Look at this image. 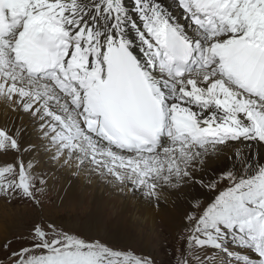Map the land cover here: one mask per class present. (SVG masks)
Listing matches in <instances>:
<instances>
[{"label": "snow or ice", "instance_id": "obj_1", "mask_svg": "<svg viewBox=\"0 0 264 264\" xmlns=\"http://www.w3.org/2000/svg\"><path fill=\"white\" fill-rule=\"evenodd\" d=\"M0 102L38 123L61 167L157 201L229 142L241 162L187 216L178 264H264V0H0ZM34 153L0 126V152ZM0 166V198L36 203L38 165ZM215 186V185H213ZM13 264H154L36 224Z\"/></svg>", "mask_w": 264, "mask_h": 264}, {"label": "rangeland", "instance_id": "obj_2", "mask_svg": "<svg viewBox=\"0 0 264 264\" xmlns=\"http://www.w3.org/2000/svg\"><path fill=\"white\" fill-rule=\"evenodd\" d=\"M30 132L36 136L35 131ZM45 143L47 144V142L42 144L46 145ZM41 154L44 159L36 170L38 173L41 171L42 179L46 183L42 185L37 181L36 186L43 188V192L37 193L39 203L25 198L14 199L8 203L0 198V264H13L15 258L12 253L30 246L32 228L36 224L45 226L55 224L88 241H100L114 249L131 251L136 255L150 258L154 264H178V258L186 252V240L191 234L189 231L191 225L186 219L187 210L181 208L179 210L176 205L173 213L165 216L167 220L159 217L155 219L154 225L151 223L149 228H145L147 232L145 231L143 238L140 230L142 221L138 224L136 220V216H139L138 208L130 203L131 200L124 191L116 190V186L109 180L105 183L98 177L96 180V175L89 174L86 168L77 170L73 167H61L51 160V153L45 151V148ZM17 155L20 153L14 151L11 154H0V166L5 163H16ZM43 164H50L52 168L42 174ZM63 169L69 170L65 172L73 176V182H63L62 176L54 178L57 172L60 173ZM80 180L82 181L79 183ZM93 183H96L97 190L95 193H88L87 190L94 185ZM184 185L182 183L181 187ZM107 188L111 190L106 195ZM180 191L179 197L176 196L180 199L179 202H187L183 191ZM212 196L214 199V194ZM163 205L166 206V203ZM172 214L178 216L177 219ZM156 222L161 228H157ZM152 233L159 235L162 248L158 247L154 240L153 242L148 240ZM189 260L191 264V257Z\"/></svg>", "mask_w": 264, "mask_h": 264}, {"label": "bare ground", "instance_id": "obj_3", "mask_svg": "<svg viewBox=\"0 0 264 264\" xmlns=\"http://www.w3.org/2000/svg\"><path fill=\"white\" fill-rule=\"evenodd\" d=\"M128 3L129 5H131L132 0H128ZM5 124H7L8 127L14 131L17 129L20 130L22 144L24 147H27L29 144H34L38 148V151L34 153L31 154L24 153L23 155L21 154L17 155L16 163H18L21 159L24 160L25 164H27L29 160H32L34 163L38 161L39 163L37 167L40 166L44 159V156H42L41 154V151L44 148L43 147L44 144L42 143L47 141L44 138H42L38 123L32 120L27 114L23 112H13L11 109L7 108L2 102H0V126H4ZM31 130L35 131L36 133L35 137L31 134L30 132ZM37 135L38 136L40 135L41 137H38ZM235 151L243 152V151H247V149L243 144H239V143L234 144L232 142H229L227 145L224 146H219L216 151L210 152L205 157L203 165L198 166L195 169L192 178L190 179L186 178L175 188L163 186L160 189L161 199L159 201H157L153 197L146 196L141 190H135V191L131 190V185L125 187L123 191L128 195L129 199L131 200L130 203L134 204L136 208H138L139 216H136V220L139 222L138 224H140L141 221L143 223V224L141 223L140 225L142 237L145 236V231L147 232V229L146 230L144 229L149 228V225L151 223L154 225L155 219H158L159 217H163L164 220H167L165 216L167 214H171V212L173 213V210L176 205H178L179 210L180 208L187 210L188 211L187 214L189 215L194 210L198 211L199 208L205 207L209 203V201L212 202L213 200L212 194H214V196L217 195L218 194L217 189L219 188V190H223V187H225V185L219 180V177L225 172V170H231L235 167H238L241 162L239 159L234 157L233 153ZM7 153L11 154L13 153V151H9ZM0 154L3 153L0 152ZM249 155L253 158L258 157L264 159V146H261L259 144H254L251 148V152L249 153ZM51 168L52 166H50V164L49 165L43 164L42 174L45 173L47 170H50ZM35 171L38 172V170L36 169ZM65 171L67 172L69 170L63 169L60 173L57 172L54 178L55 177L61 178L62 176V178H64L63 182L65 183H67L68 181L73 182L74 181L73 176H71L70 173H66ZM39 173L41 174V171ZM97 177L101 179L102 182L104 183L106 180H109L106 178H101L98 175H96L95 177L96 180H98ZM81 181L82 180L78 182L80 183ZM112 183L116 186L115 187L116 190L121 191V187H122L121 185L115 182ZM182 183H184L185 185L181 187ZM93 184L94 185L89 190H87L88 193L90 192L95 193V191L97 190L96 183ZM110 190L111 189L107 188L105 194L106 195L109 194ZM179 190L183 191V194L188 200L187 202H185V200L183 201L185 203L179 202L180 199L176 197V196L179 197V193H178ZM163 203H166V206L163 205ZM172 215L175 217V219H177L178 216H176L175 214ZM187 224L188 223H185V225ZM156 226L157 228H161V226L158 225V223L156 224ZM149 239L150 242L151 241L153 242L154 240V242L157 243L158 247H161L160 246L161 240L158 234L152 233L150 237L148 236V240Z\"/></svg>", "mask_w": 264, "mask_h": 264}]
</instances>
